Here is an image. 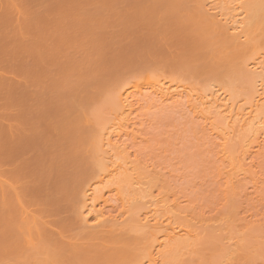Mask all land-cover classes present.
<instances>
[{
  "label": "bare ground",
  "instance_id": "obj_1",
  "mask_svg": "<svg viewBox=\"0 0 264 264\" xmlns=\"http://www.w3.org/2000/svg\"><path fill=\"white\" fill-rule=\"evenodd\" d=\"M15 73L58 106L46 186L15 155L34 129L9 113ZM0 102V264H173L198 232L146 158L149 129L189 110L231 189L259 195L264 0H0Z\"/></svg>",
  "mask_w": 264,
  "mask_h": 264
},
{
  "label": "rangeland",
  "instance_id": "obj_2",
  "mask_svg": "<svg viewBox=\"0 0 264 264\" xmlns=\"http://www.w3.org/2000/svg\"><path fill=\"white\" fill-rule=\"evenodd\" d=\"M157 41L156 46L163 43L162 39ZM16 66L28 67V76L35 78L30 60H20L15 64V70L18 69ZM6 77L14 87L13 97L18 104L16 110L9 113H22L27 121L34 123L33 132L24 135L15 155L27 164L30 175L39 181L40 186H46L55 180L56 175L43 172L50 164H55L52 160L62 158L65 146L41 120L58 108L53 101V91L49 87L40 89L33 81L28 85L16 73ZM2 104L0 102V106ZM200 123L189 110L186 113L169 112L149 129L153 142L145 150L146 158L152 160L154 168L160 166L157 178L162 177L161 173L166 176L158 182L165 185V192L175 194L171 200L183 202L189 218L182 222L198 232L197 246L194 247L198 251L193 253V248L189 255L187 249L182 250L173 264L222 263L229 246L237 248L233 244L238 239L240 255L232 264H264V185L259 195H253L251 180L244 181L245 193L232 190L227 184L230 175L226 171L229 169L215 163L214 156L208 152ZM262 166L264 173V164ZM228 237L233 238L232 241Z\"/></svg>",
  "mask_w": 264,
  "mask_h": 264
}]
</instances>
